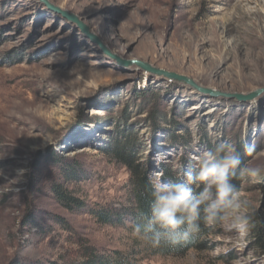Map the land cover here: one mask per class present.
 <instances>
[{
  "label": "rangeland",
  "instance_id": "rangeland-1",
  "mask_svg": "<svg viewBox=\"0 0 264 264\" xmlns=\"http://www.w3.org/2000/svg\"><path fill=\"white\" fill-rule=\"evenodd\" d=\"M131 60L223 93L264 88V0H0V264H61L79 257L78 239L140 264H264V174L232 179L250 232L205 224L174 255L87 213L127 204L119 144L153 180L177 179L222 141L264 166V93L203 95L121 62ZM70 170L77 179L64 178ZM54 183L84 207L65 208Z\"/></svg>",
  "mask_w": 264,
  "mask_h": 264
},
{
  "label": "clouds",
  "instance_id": "clouds-1",
  "mask_svg": "<svg viewBox=\"0 0 264 264\" xmlns=\"http://www.w3.org/2000/svg\"><path fill=\"white\" fill-rule=\"evenodd\" d=\"M248 155L256 151L254 144L245 146ZM264 174V166L242 164L236 146L222 141L196 157L193 169L183 171L172 181H151V204L139 211L132 222V232L151 247L181 246L198 236L202 225L227 224L238 233L255 227L254 214L239 196L234 177L256 180Z\"/></svg>",
  "mask_w": 264,
  "mask_h": 264
},
{
  "label": "trees",
  "instance_id": "trees-1",
  "mask_svg": "<svg viewBox=\"0 0 264 264\" xmlns=\"http://www.w3.org/2000/svg\"><path fill=\"white\" fill-rule=\"evenodd\" d=\"M114 158L128 170L126 201L127 204H116L107 206H91L87 208V213L92 218L102 225L109 226H125L130 224L132 230V222L136 219L137 213L141 210L148 211L151 204V181L153 180L142 168V164L135 163L133 153L126 149L124 145H116L112 150ZM63 176L67 180L77 179L76 172L70 170L69 172H62ZM52 193L59 203L65 208L75 209L83 208L84 204L79 199L68 195L62 188L60 183H54L51 186ZM259 219L264 222V216L259 215ZM205 224L202 225L201 233L195 238L191 239L187 243L171 247L168 245H162L158 248L151 247L146 244L147 250L152 255H174L183 253L193 247H195L199 238L206 234ZM264 223L258 225V237L263 235ZM77 250L79 257L76 259L63 260L61 264H140V261L135 257L133 252L122 251H102L100 252L94 246L86 243L83 239H78ZM57 264V263H51Z\"/></svg>",
  "mask_w": 264,
  "mask_h": 264
},
{
  "label": "water",
  "instance_id": "water-1",
  "mask_svg": "<svg viewBox=\"0 0 264 264\" xmlns=\"http://www.w3.org/2000/svg\"><path fill=\"white\" fill-rule=\"evenodd\" d=\"M94 40L96 39L94 38ZM97 43L101 46L99 41H97ZM121 62L124 66H135L139 68L146 75H155V76L161 77L162 79H165L168 81H173L178 84L186 85L203 95H210L213 97H220V98L236 99L237 101H245L246 99H249V97L253 95H261L264 93V88L257 89L247 95L238 94V93H223V92H220L214 89L205 88L197 84L194 80L190 79L189 77L178 75L173 72H167L164 70H160L158 68L152 67L151 65L145 62H141L138 60L121 61Z\"/></svg>",
  "mask_w": 264,
  "mask_h": 264
}]
</instances>
